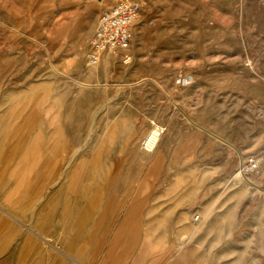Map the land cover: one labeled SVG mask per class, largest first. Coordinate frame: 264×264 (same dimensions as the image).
<instances>
[{
  "label": "rangeland",
  "instance_id": "1",
  "mask_svg": "<svg viewBox=\"0 0 264 264\" xmlns=\"http://www.w3.org/2000/svg\"><path fill=\"white\" fill-rule=\"evenodd\" d=\"M115 1L0 0V114L8 116L6 129L0 128V171L22 164L86 170L89 185L105 171L106 208L147 201L160 216L164 186L177 180L180 164L183 185L200 197L194 207L185 201L190 229L203 223H192L194 214L204 217L201 209L230 207L221 212L245 221L233 225L217 252L257 251L264 264V0H133L141 9L133 25L132 62L106 57L91 67L87 40L101 10ZM178 73L190 81L175 84L186 123L208 110L205 89L211 85L218 90V126L226 115L232 126L237 113L254 114L248 140L218 144V161L177 163V147L164 141V78L175 81ZM154 124L165 131L145 152L141 143ZM187 125L188 157L207 155L208 147ZM12 155L30 162H13ZM249 157L257 160L255 169L245 168Z\"/></svg>",
  "mask_w": 264,
  "mask_h": 264
},
{
  "label": "crops",
  "instance_id": "2",
  "mask_svg": "<svg viewBox=\"0 0 264 264\" xmlns=\"http://www.w3.org/2000/svg\"><path fill=\"white\" fill-rule=\"evenodd\" d=\"M164 40L168 42L167 31ZM136 51L131 49L133 55ZM173 77L164 78V141L177 147V163L218 161L213 152L218 144L234 147L248 140L249 119L255 121L254 114L237 113L240 118H234L232 126L228 125L226 115L225 125L218 126V90L211 85L205 89L208 101L204 105H208V110L202 112L203 117L197 114L186 123L183 118L187 117H180V89ZM4 115L0 114L1 129H6L3 123L8 122ZM187 124L200 143L208 147L207 155L188 157L184 137ZM3 144L1 139L0 145ZM3 156L0 154V161ZM25 158L17 155L11 161L30 162ZM230 160L228 157L227 161ZM12 166L11 170L0 171V264H260L257 251L217 252L219 243L231 238L233 225L245 221L221 212L230 211V207H216L213 213L201 209L203 223L190 229L183 218L185 201H193L194 207L200 197L199 192L195 194L183 185L184 170L180 164L177 180L164 186L166 196L160 206L164 213L160 216L154 215L153 204L147 201L112 203L106 208L105 171H98L96 185H89L86 170ZM137 192L135 188L134 193ZM170 214L177 216L169 217ZM250 224L260 225V221L252 220ZM202 241L211 245L205 248Z\"/></svg>",
  "mask_w": 264,
  "mask_h": 264
},
{
  "label": "built area",
  "instance_id": "3",
  "mask_svg": "<svg viewBox=\"0 0 264 264\" xmlns=\"http://www.w3.org/2000/svg\"><path fill=\"white\" fill-rule=\"evenodd\" d=\"M141 5L133 0H116L107 6L98 15L93 34L87 40L85 61L91 67L98 66L106 57L119 60L122 64H130L133 60L131 43L133 40V25L138 18ZM175 84L183 86L188 84L189 78L178 73ZM159 136L165 127L161 128L154 124ZM149 135L141 143V149L150 152L156 144L148 142ZM258 162L255 158L246 159L245 168L255 169ZM200 215L192 216V223L200 222ZM71 264V263H70Z\"/></svg>",
  "mask_w": 264,
  "mask_h": 264
},
{
  "label": "bare ground",
  "instance_id": "4",
  "mask_svg": "<svg viewBox=\"0 0 264 264\" xmlns=\"http://www.w3.org/2000/svg\"><path fill=\"white\" fill-rule=\"evenodd\" d=\"M159 140V134L157 133V130L156 129H153L150 134H149V138H148V142L153 145V144H156ZM239 176L240 177H244L243 174H241V172L239 173Z\"/></svg>",
  "mask_w": 264,
  "mask_h": 264
}]
</instances>
